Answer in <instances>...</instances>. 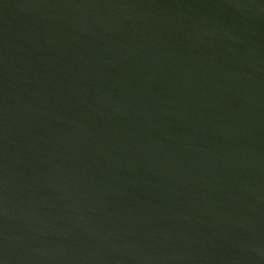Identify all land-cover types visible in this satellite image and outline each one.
Segmentation results:
<instances>
[{"label": "water", "instance_id": "1", "mask_svg": "<svg viewBox=\"0 0 264 264\" xmlns=\"http://www.w3.org/2000/svg\"><path fill=\"white\" fill-rule=\"evenodd\" d=\"M0 264H264V0H0Z\"/></svg>", "mask_w": 264, "mask_h": 264}]
</instances>
